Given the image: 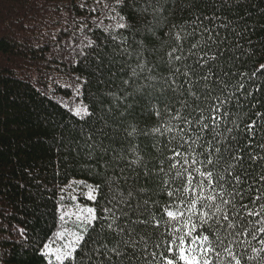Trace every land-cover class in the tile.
Instances as JSON below:
<instances>
[{"label":"trees","instance_id":"obj_1","mask_svg":"<svg viewBox=\"0 0 264 264\" xmlns=\"http://www.w3.org/2000/svg\"><path fill=\"white\" fill-rule=\"evenodd\" d=\"M177 32L184 59L170 65L168 53L177 46ZM205 53L215 59L207 60ZM262 64L264 0H0V264H80L82 258L87 264L84 254L95 246L97 234L107 231L113 214L119 227L150 221L133 226L145 237L148 251L157 252V264H163L161 254L171 255L166 253L168 242L183 235L191 215L185 196L192 194L182 195L188 171L196 187L202 178L194 168L213 170L206 165L209 155L223 157L218 170L226 179L228 164L243 177L235 191L225 185L237 209L247 204L258 211L264 200L253 205L251 198L264 191L259 179L264 174V148L259 146L264 144ZM189 67L201 76L211 74L194 89L196 97L185 93L182 75L172 77L183 85L176 91L166 84L176 68L182 73ZM213 97L227 102L220 105ZM214 104L218 115L228 113L215 129L208 119ZM196 105L205 109L210 127L192 144L200 125H187L184 119L200 115L193 111ZM78 106H87L89 115H75ZM253 122L255 133L249 134L246 128ZM176 151L182 155L174 157ZM136 155L142 162L127 167ZM250 155L257 159H248ZM173 163L177 167L169 171ZM146 168L152 170L151 178L144 175ZM178 171L181 176L173 179ZM89 185L100 186L95 200L87 198ZM58 205L64 212L95 208L100 217L71 260L57 261L44 251L45 243L61 247L55 244L59 230L83 227L73 215L62 221ZM169 205L183 212V219L168 223L164 209ZM225 207L233 211L231 205ZM243 215L241 210L231 218ZM151 216L160 219L158 227ZM198 217L192 216V222L200 225ZM259 219L248 217L228 230L248 227L233 244L243 257L241 264H264V233L249 235L253 225L260 227ZM205 228L197 227L193 235L208 234ZM111 238L120 236L112 233Z\"/></svg>","mask_w":264,"mask_h":264},{"label":"snow or ice","instance_id":"obj_2","mask_svg":"<svg viewBox=\"0 0 264 264\" xmlns=\"http://www.w3.org/2000/svg\"><path fill=\"white\" fill-rule=\"evenodd\" d=\"M118 3L122 2V0H117ZM158 10V9H154ZM118 27L124 28L127 27L125 24H120ZM149 31L152 29L149 28ZM196 31V29H194ZM207 31V29H205ZM187 35H192V33H188ZM212 38V37H210ZM175 39L177 41V46L173 47L171 51L168 53V64H172L174 61L179 62L184 59L183 56V47L179 43L182 40V37L179 32L176 33ZM196 44H192L191 48H196ZM180 52V55L176 53ZM207 57V60H214L215 56H207V53L204 54ZM199 64L200 61L197 60ZM207 63V61H205ZM139 67L143 68V63L139 65ZM264 69V64L260 66ZM135 74V73H133ZM255 74V73H253ZM182 75L184 78V84L187 85L185 89V93L187 95L196 97L197 93L194 89L200 84L201 81H208L211 78V74H205L203 76L199 75L195 68L189 67L187 71L181 73L179 68H176L174 72L171 73L169 79L171 83H167V86L172 90L176 91L177 87H183V85H177V81L172 79V77ZM193 77L195 79H193ZM149 79H153V77H149ZM127 83V81H125ZM207 88V84L203 85ZM243 87V85H240ZM207 97H205L206 99ZM213 99L218 101V104L222 105L227 102V100H220L219 97H213ZM183 107H192L188 105L186 102H182ZM212 111L213 115L208 118L212 122V126L215 129L218 127V121L222 120L224 117L228 115V113H224L223 115H218L220 112V108L217 105H211L208 109ZM193 111H199L200 115L193 121L189 118L184 119V123L187 125L197 124L200 125L198 129V135L196 139L192 141V144H195L197 140L201 138L204 131L209 129L210 125L207 122V119L204 115L205 109H201L199 105L193 109ZM159 116V112L156 113ZM75 115L78 116H86L89 115L87 106H78L75 109ZM257 116L260 113H256ZM179 116V113H177ZM135 131V129H133ZM153 132H160V128H153ZM166 131H172L171 128L166 129ZM181 132H184L185 129H180ZM229 132L232 129H228ZM246 131L249 134L255 133V122L248 124ZM132 133H129L131 135ZM216 135H220L219 132ZM185 143H188L185 141ZM211 143V142H209ZM261 148H264V144L259 145ZM191 147V145H190ZM195 152V149H191ZM216 153H221L220 148L215 149ZM182 153L176 151L173 153L174 157L181 156ZM120 159H126V157H119ZM236 161L242 162L241 155H235L232 157ZM248 159L255 161L257 159L256 155H250ZM261 159H264L262 157ZM142 162V157L136 155L134 159L130 161L127 167H131L132 165H137ZM223 162L222 156H217L215 160L209 155L206 159V165H212L213 170H207L205 166V170H201V167H195L194 171L198 173V175L202 178L196 187H192V172L188 171V180L187 185L183 188V194H187L191 192L192 196L189 198L185 196V199L188 200L187 203V211L191 214L188 219L184 221V233L183 235L176 236L173 235L172 239L168 242V246L166 249V253L171 254H161L163 264H241L243 259L242 255L237 253L234 250L233 244L238 243L235 240V237L242 234V232H248V227H244L242 232H229L230 229H235L237 224H244L245 220L248 217H260L259 220L256 221V224L260 225V227H253V231L249 232V235H253V233L259 234L264 233V203L259 205V210L256 211L253 208H250L247 204L241 205L240 209H237L235 203V197L233 196V192L228 191L225 187L226 184L233 185L234 191L235 186H239L243 177L239 172L235 170V166L233 164H228L225 171L228 172V178L218 170L219 166ZM185 164H188L189 161L187 159L184 160ZM193 165H196L198 161L193 159L191 161ZM202 165L204 162H200ZM177 164L173 163L171 165V169H175ZM231 169V170H230ZM160 173L164 172V168L161 167L159 169ZM144 175L146 177H152V170L145 169ZM181 176V173L178 171L175 174L176 177ZM260 181H264V174H261L259 177ZM164 184L168 183V180L163 181ZM99 185L91 186L89 185V191L87 192V198L89 200L96 199V191L99 188ZM197 188L199 191L197 192ZM63 191V189L61 190ZM176 192H180V189H176ZM168 196H173V191H168ZM131 195V193H129ZM236 195L240 196L243 199V193L240 191H236ZM229 197V198H225ZM74 200L75 197L73 196ZM264 200V191H261L259 195L251 198V203L253 205L256 204L257 201ZM184 203V200L180 201ZM146 203V202H145ZM197 205H200L197 208ZM226 205H231L233 209L232 212L226 208ZM57 210L61 212L60 219L63 221L66 216L74 215L76 220L83 227L79 231H74L71 233L72 239L67 243L63 244L60 248H53L48 243L44 244V251L46 255H53L55 260L57 261H65L71 260L74 258V254L77 249L82 247V241L85 240V234L89 232V229L92 227L94 222H96L100 217L97 214V210L95 208H85V209H77L74 213L64 212L63 205H58ZM211 210V211H209ZM243 210V218L238 220H233L231 217L239 216L240 211ZM147 211V209H145ZM105 213H111V208H105ZM165 215L169 218L168 223L172 221H176L178 218L183 219L184 213L179 211L178 209L174 210L172 205L167 206L164 209ZM199 213V220L201 222L200 225H197L192 222V216H196ZM122 215H127L126 213H122ZM105 220L109 219V217H104ZM112 222L106 224L107 231H102L98 233L94 240V247H92L87 253L84 254V257L87 260V264H157V261L160 259L157 252L148 251V244L145 241V237L143 235H139L136 228L133 226L134 223L147 224L150 221H141L138 220L136 222H129L128 227H119L115 224L116 217L114 214L111 217ZM150 220H155L157 227L160 224V219H157L155 216H151ZM215 221L214 223H210V221ZM249 225H252L251 221H248ZM206 226L205 231L208 234H204L201 232L197 235H193L196 231L197 227ZM221 229L224 230L223 236L221 235ZM173 231L178 232L180 229H174ZM116 233L120 236V239L111 238V234ZM57 237H63L64 232H58L55 234ZM210 235L215 236V240H210ZM139 236V239H137ZM185 237H188L186 240ZM227 237H233V239H227ZM255 238V237H254ZM106 241V242H105ZM178 241V243H177ZM261 244H264V239L260 241ZM111 245V247L109 246ZM157 248L160 247L159 244L156 245ZM264 251V248L260 249ZM253 252H256L257 249L253 248ZM213 254L215 256V260H213ZM146 257H151V259H146ZM251 259V257H249ZM80 264H85V259L80 260Z\"/></svg>","mask_w":264,"mask_h":264},{"label":"rangeland","instance_id":"obj_3","mask_svg":"<svg viewBox=\"0 0 264 264\" xmlns=\"http://www.w3.org/2000/svg\"><path fill=\"white\" fill-rule=\"evenodd\" d=\"M85 208H87V207H78L77 209H85ZM77 209L71 208V209L67 210V212L74 213L75 211H77ZM67 217H69V216H67ZM58 232H64V236L63 237H57L56 236L57 239H56L55 244H59L62 246L63 244L67 243L68 241H70L72 239L71 233L74 231L69 230V229H63V230H59Z\"/></svg>","mask_w":264,"mask_h":264}]
</instances>
